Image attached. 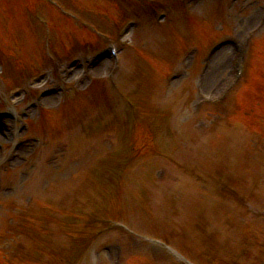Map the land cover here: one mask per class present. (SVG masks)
Returning a JSON list of instances; mask_svg holds the SVG:
<instances>
[{
  "label": "rangeland",
  "instance_id": "obj_1",
  "mask_svg": "<svg viewBox=\"0 0 264 264\" xmlns=\"http://www.w3.org/2000/svg\"><path fill=\"white\" fill-rule=\"evenodd\" d=\"M58 1L71 7L85 29L88 23L99 34L45 10L38 0H0V119L4 111L20 113L30 107L23 113V147L10 164L5 163L10 137L0 135L6 146L0 152V264H109L119 251L121 264H176L166 250L149 246L118 224L164 239L193 257V242L184 232L196 231L190 221L200 218L201 176L241 175L243 166L251 167L239 153L240 145L252 140L248 130L264 134V121L238 116L254 107L264 111V0ZM33 10L49 22L48 35L29 20ZM158 10L166 18L152 26ZM127 18L141 21L121 39L118 67L99 63L90 75L80 70L64 76L65 60L112 44ZM249 35L254 36L253 81L239 90L236 112L226 107L221 111L213 104L218 89L232 80L235 53L224 47L206 62L203 52L218 39L243 44ZM188 49H194L192 56H186ZM219 66L210 88L212 70ZM175 70L181 72L178 79L166 84ZM50 87L57 94L44 97L43 106L37 107L36 94ZM252 121L254 126H246ZM9 127L15 130L11 122ZM148 144L155 152L148 154ZM230 156L237 166L227 164ZM159 171L164 179H158ZM216 182L220 193L226 184L240 188L231 176ZM259 202L255 196L253 205L259 207ZM222 210L235 219L234 205ZM201 218H209L196 231L202 237L209 235L203 230H229L227 235L232 230L227 220L220 225L223 218L209 206ZM244 223L259 229L254 233L264 230L247 217ZM200 242L198 237L195 243ZM262 242L263 236L247 243L256 264L264 261V247L258 245ZM218 256L215 252L209 264H218Z\"/></svg>",
  "mask_w": 264,
  "mask_h": 264
},
{
  "label": "bare ground",
  "instance_id": "obj_2",
  "mask_svg": "<svg viewBox=\"0 0 264 264\" xmlns=\"http://www.w3.org/2000/svg\"><path fill=\"white\" fill-rule=\"evenodd\" d=\"M216 54V53H215ZM220 70H221V66H219V67H217L215 70H212V74H211V76H210V81H211V83H210V88L212 87V85L214 84V82H215V79L219 76V72H220ZM212 80H214V81H212ZM205 83H206V79H205ZM207 83H208V81H207Z\"/></svg>",
  "mask_w": 264,
  "mask_h": 264
}]
</instances>
